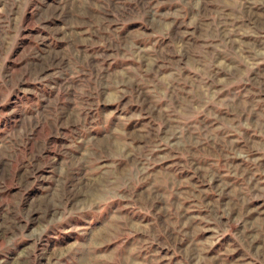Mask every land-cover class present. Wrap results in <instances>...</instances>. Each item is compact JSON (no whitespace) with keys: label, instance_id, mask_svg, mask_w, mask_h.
I'll return each mask as SVG.
<instances>
[{"label":"rangeland","instance_id":"374dc122","mask_svg":"<svg viewBox=\"0 0 264 264\" xmlns=\"http://www.w3.org/2000/svg\"><path fill=\"white\" fill-rule=\"evenodd\" d=\"M0 264H264V0H0Z\"/></svg>","mask_w":264,"mask_h":264}]
</instances>
